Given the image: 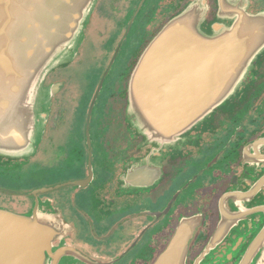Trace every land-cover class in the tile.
I'll use <instances>...</instances> for the list:
<instances>
[{
  "label": "flooded vegetation",
  "instance_id": "1",
  "mask_svg": "<svg viewBox=\"0 0 264 264\" xmlns=\"http://www.w3.org/2000/svg\"><path fill=\"white\" fill-rule=\"evenodd\" d=\"M112 1H97L76 56L46 74L44 86L55 90L38 149L22 159L0 157V208L27 215L37 204L52 212L62 225L52 246L71 250L60 264H155L190 219L185 263L203 256L198 264H233L222 256L226 242L207 248L220 198L248 169V212L264 220L255 214L264 206V49L242 93L207 127L160 144V156L142 172L158 179L130 189L123 174L152 155L154 144L127 118L129 79L145 47L192 0ZM205 3L203 26L220 10L219 0ZM246 3L250 14L264 12V0ZM61 167L73 175L52 181ZM42 174L51 181H37Z\"/></svg>",
  "mask_w": 264,
  "mask_h": 264
},
{
  "label": "water",
  "instance_id": "2",
  "mask_svg": "<svg viewBox=\"0 0 264 264\" xmlns=\"http://www.w3.org/2000/svg\"><path fill=\"white\" fill-rule=\"evenodd\" d=\"M97 1L0 0V157L26 158L38 149L55 90L44 78L76 56ZM246 1L219 0L217 17L203 26L206 0H192L143 50L129 79L127 118L154 151L127 168L124 187L157 180V173L142 172L160 156L159 145L207 127L217 109L242 93L264 49V12L250 14ZM251 176L248 169L220 198L207 248L226 242L222 256L233 264H264V220H252L247 207ZM39 207L27 215L0 208V264H60L70 254L68 247L53 248L62 225ZM194 232V220L182 221L155 264H186Z\"/></svg>",
  "mask_w": 264,
  "mask_h": 264
},
{
  "label": "rangeland",
  "instance_id": "3",
  "mask_svg": "<svg viewBox=\"0 0 264 264\" xmlns=\"http://www.w3.org/2000/svg\"><path fill=\"white\" fill-rule=\"evenodd\" d=\"M117 3V0H113L112 1V4L111 5H114V4H116ZM132 6H134V4L132 5ZM141 26V25H140ZM144 34V33H143ZM259 60L260 59H256V60H254L257 64H258V62H259ZM72 70H74V68H72ZM41 141V140H40ZM40 144V143H39ZM66 151V153L68 154V149H66L65 150ZM16 159H22V158H16ZM62 165H63V162L61 163ZM57 165V164H56ZM53 168V167H52ZM73 168H70V167H65V168H62L61 167V170H58V174H57V176L55 177L56 178V180H52V181H58V180H63V179H65V178H69L70 176H72L73 175ZM42 176H43V174L42 175H40V176H36V180L37 181H39L40 183L41 182H43V181H45V182H49V181H51V179L49 178V177H44V178H42ZM54 178V179H55ZM41 180V181H40Z\"/></svg>",
  "mask_w": 264,
  "mask_h": 264
}]
</instances>
